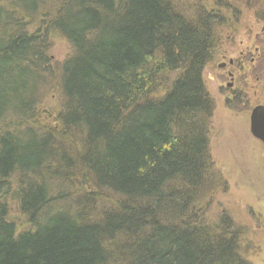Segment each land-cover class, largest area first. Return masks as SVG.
Returning a JSON list of instances; mask_svg holds the SVG:
<instances>
[{"label": "trees", "instance_id": "obj_1", "mask_svg": "<svg viewBox=\"0 0 264 264\" xmlns=\"http://www.w3.org/2000/svg\"><path fill=\"white\" fill-rule=\"evenodd\" d=\"M204 9L0 0V264H251L230 219L204 216L217 186L202 74L225 25Z\"/></svg>", "mask_w": 264, "mask_h": 264}, {"label": "rangeland", "instance_id": "obj_2", "mask_svg": "<svg viewBox=\"0 0 264 264\" xmlns=\"http://www.w3.org/2000/svg\"><path fill=\"white\" fill-rule=\"evenodd\" d=\"M173 1L183 14H197L195 5L202 4L206 12L211 8L223 17L221 47L202 74L213 103L209 151L217 186L213 203L204 216L211 221L212 216L226 215L233 223V231L243 235L250 245L247 260L251 264H264V147L249 133L251 109L264 106V22L255 19L256 3L247 8L245 3L251 0L236 5L221 0L232 9L227 12L221 2L216 8L208 0ZM69 49L66 41L55 38L48 56L61 62ZM229 61L233 63L229 65ZM47 95V107L53 108L55 95L52 91ZM97 199L101 203L105 197Z\"/></svg>", "mask_w": 264, "mask_h": 264}, {"label": "water", "instance_id": "obj_3", "mask_svg": "<svg viewBox=\"0 0 264 264\" xmlns=\"http://www.w3.org/2000/svg\"><path fill=\"white\" fill-rule=\"evenodd\" d=\"M229 63H231V61H229ZM249 133L253 139L259 141L264 146V106L263 105H258L251 109L249 116Z\"/></svg>", "mask_w": 264, "mask_h": 264}, {"label": "flooded vegetation", "instance_id": "obj_4", "mask_svg": "<svg viewBox=\"0 0 264 264\" xmlns=\"http://www.w3.org/2000/svg\"><path fill=\"white\" fill-rule=\"evenodd\" d=\"M232 63H233V62L229 63V65H231ZM225 66H226L225 64H224L223 66L220 65V68H224ZM228 77H229V79L232 78L231 73L228 74ZM227 86H231V84H228Z\"/></svg>", "mask_w": 264, "mask_h": 264}]
</instances>
